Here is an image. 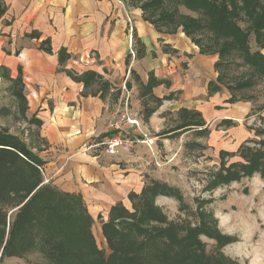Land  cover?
Wrapping results in <instances>:
<instances>
[{
    "label": "rangeland",
    "instance_id": "rangeland-1",
    "mask_svg": "<svg viewBox=\"0 0 264 264\" xmlns=\"http://www.w3.org/2000/svg\"><path fill=\"white\" fill-rule=\"evenodd\" d=\"M144 1L147 0H114L125 20L132 19L126 14L130 10L157 33H181L198 51L199 47L183 32L181 15L199 20L201 28L193 31L192 37L200 46L211 50L203 55L213 57V63L218 62L213 65L215 79L210 81L219 89L212 85L207 94L211 96L221 89L230 96L232 93L235 101L227 103L231 104L233 118H221L217 114L213 117L207 112L203 115L204 106H209L208 98L200 99L203 104L200 111L197 107H178L167 102L178 98L177 91L162 97L155 95L152 89L160 84H155L154 78H158L152 71L147 72L142 66L138 74L130 67L133 58L144 53L135 28L127 21L126 27L114 32L110 20L111 25L108 30L103 28V35L108 38L114 35L116 39L112 44L115 50L105 46V51L109 49L112 55L101 59L97 49L86 48L83 58L74 55V62L66 68L75 74L91 70L101 76L86 89L78 82L82 84L80 95L93 92L95 96H87L99 98L103 104L102 126L89 134L88 142L81 148L99 155L105 173L110 174V179L105 178L111 187L97 189L121 196L112 204L105 203L102 214L91 216L92 245L90 251L84 250L85 259L93 264L101 261L107 264L118 256L137 252L146 256L149 264H264V75L255 73L236 50L225 53L219 60L218 51L231 38L228 32L216 27V22L225 15L246 30L249 18L243 11L235 17L221 11L218 8L221 0H196L190 5L185 0H162L159 7L169 14L166 23L158 18L160 9L144 10L154 26L143 19L140 5ZM258 1L264 5V0ZM226 2L229 4L231 0ZM261 32L264 34V29ZM248 41L251 51L258 49L252 33ZM160 48L174 53L168 44ZM258 50L264 55V48ZM152 55L156 57L155 52ZM3 66L0 67V128L18 135L28 146L34 144L40 149L46 143L38 138L39 126L33 119L29 121L34 116L30 113L34 107L31 91L25 85L28 80L22 77V101L15 96L18 85L6 76L16 75L12 77L11 70L4 66L8 69L5 71ZM218 73L220 83L216 81ZM246 79L247 86L227 88ZM160 80H164L161 84L169 85V81ZM239 106L248 108L245 114L238 113ZM214 108L225 110L229 106ZM115 136L121 142L113 147L110 141ZM251 152L259 155L251 160L254 163L247 172L239 171L232 176L229 167L247 163L242 154ZM43 165L39 168L41 184L64 192L46 178ZM82 202L78 209L72 204L75 216L84 213L83 206L89 213L87 203ZM13 205L9 201L0 203L8 220L16 213L18 206ZM124 209L129 214L122 216ZM0 264H50L42 248V232L34 227L31 246L20 255L2 257Z\"/></svg>",
    "mask_w": 264,
    "mask_h": 264
},
{
    "label": "crops",
    "instance_id": "crops-1",
    "mask_svg": "<svg viewBox=\"0 0 264 264\" xmlns=\"http://www.w3.org/2000/svg\"><path fill=\"white\" fill-rule=\"evenodd\" d=\"M3 1L7 10L0 19V65L8 67L12 77L17 74V67H21L22 77L28 80L25 85L33 97L34 108L28 111L41 121L37 135L46 143L40 149L34 144L29 147L45 161L46 178L64 192L81 194L92 217L104 212L105 203L112 204L121 196L97 189L111 187L105 178L110 179V174L105 173L99 155L89 154L81 146L88 142L89 134L95 133L97 126H102L103 104L99 98L80 95L82 84L59 70L56 56L59 48L70 54L64 68L71 66L74 55L83 58L86 48L97 49L101 59L107 58L112 51H105V46L115 50L112 44L116 39L114 35L109 38L103 35V28L108 30L113 20L112 29L118 32L129 22L144 46L143 55L134 57L130 67L138 74L142 66L146 67L156 78L169 81L168 86L154 87L155 95L162 97L177 91V99L166 101L199 110L203 107L200 99L208 98L205 102L209 106H204L203 115L207 112L213 117L217 114L221 118H233L231 104L225 102L229 93L221 89L211 96L207 94L208 81L215 79L214 58L199 53L181 33H157L130 10L126 14L132 19L125 20L114 0ZM31 31L39 33V37L24 36ZM46 38L52 54L37 49ZM163 44H168L174 53L163 52L160 48ZM152 52L156 53L155 58ZM219 105L229 108L215 111L214 107ZM247 110L239 106L238 113L245 114Z\"/></svg>",
    "mask_w": 264,
    "mask_h": 264
},
{
    "label": "trees",
    "instance_id": "trees-1",
    "mask_svg": "<svg viewBox=\"0 0 264 264\" xmlns=\"http://www.w3.org/2000/svg\"><path fill=\"white\" fill-rule=\"evenodd\" d=\"M185 1L189 5L196 2V0ZM239 1L231 0L227 4L226 0H221L218 8L225 13L232 14L234 17L238 16L239 11H243V14L249 18L250 24L246 30H242L234 21L226 19L225 15L216 22V27L223 32H228L231 38L228 41L226 40L222 49L218 51V58L220 60V57L222 58L225 53L228 54L231 50H236L241 55L242 61L250 65L255 73L264 75V55L258 50L264 48V34L261 32L264 29V5H261L258 0ZM162 2V0L144 1L140 5L143 11V19L149 20L156 26L153 20L150 21L144 14V10L157 11L160 9L158 18L166 23L169 14L159 7ZM199 3L203 5L205 2ZM205 4L208 5V2ZM207 9L211 10L212 8L207 7ZM6 10L7 5L3 0H0V18ZM181 19L183 32L190 38L192 43L199 47V53L211 52V50L205 49L204 46L196 43L192 37V32L201 28L199 20L186 15H181ZM250 33L254 35V41L258 47L254 51H251L249 47L248 38ZM24 36L38 38L39 33L31 31L24 34ZM37 49L48 54L53 53L48 38L41 40ZM56 56L59 70L71 76L72 80L81 82L83 89L89 87L94 79L101 77L97 72L91 70L75 74L72 70L64 68L66 61L70 58V54L66 52L65 48H59L56 51ZM217 63L216 61L214 66ZM2 68L8 71L4 66ZM6 76L12 84L18 85L19 91H15V96L21 97L23 101L21 67H17V74L14 78H10L8 73ZM219 80L220 74L218 73L216 81L220 83ZM154 82L158 85L164 83V80L154 78ZM149 83L148 80L146 86ZM247 84L248 79L238 82L234 86H227V88L234 89L247 86ZM212 85H214V89H219L217 84L215 86V82L209 81L208 92L212 90L210 88ZM87 94L95 96L93 92H83L81 95L87 96ZM164 99L169 98L164 97ZM234 101L232 93L230 98L225 100V102L230 103ZM24 102L26 105L25 99ZM33 117L29 121L33 119L35 124L40 126L41 121ZM189 125L200 124L190 123ZM256 155L258 156L259 153L242 154L247 163L232 164L228 172L232 176L239 171L246 173L254 163L251 160L256 158ZM44 162L18 135L0 128V203L9 201L14 203L13 206H18L11 220L7 219L6 212L0 206V262L4 256L20 255L27 250L32 244V229L36 227L42 232V248L50 264H93L85 259L84 252L86 248L89 249L92 245V236L89 232L92 217L86 211L85 206L81 208L83 214L76 216L73 214L72 204L74 203L78 209L83 203L80 194L60 192L46 184H41L42 176L39 168ZM15 198H17V201ZM124 214L129 213L124 209L122 216H125ZM104 226H107V224ZM148 262L146 256L135 252L118 256L107 264H149ZM100 264H105V262L101 261Z\"/></svg>",
    "mask_w": 264,
    "mask_h": 264
},
{
    "label": "built area",
    "instance_id": "built-area-1",
    "mask_svg": "<svg viewBox=\"0 0 264 264\" xmlns=\"http://www.w3.org/2000/svg\"><path fill=\"white\" fill-rule=\"evenodd\" d=\"M117 127V126H116ZM121 142V140H120V138L117 136H115L113 139H112V141H110V144H113L112 146L113 147H115V146H117L119 143ZM111 152L113 151V150H110Z\"/></svg>",
    "mask_w": 264,
    "mask_h": 264
}]
</instances>
